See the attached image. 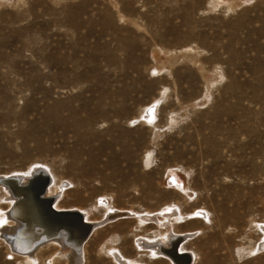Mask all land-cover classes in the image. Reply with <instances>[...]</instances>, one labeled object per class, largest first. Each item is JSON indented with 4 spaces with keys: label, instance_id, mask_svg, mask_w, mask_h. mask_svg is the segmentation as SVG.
Returning a JSON list of instances; mask_svg holds the SVG:
<instances>
[{
    "label": "rangeland",
    "instance_id": "rangeland-1",
    "mask_svg": "<svg viewBox=\"0 0 264 264\" xmlns=\"http://www.w3.org/2000/svg\"><path fill=\"white\" fill-rule=\"evenodd\" d=\"M36 162L128 214L81 264L171 209L195 264H264V0H0V174Z\"/></svg>",
    "mask_w": 264,
    "mask_h": 264
},
{
    "label": "bare ground",
    "instance_id": "bare-ground-1",
    "mask_svg": "<svg viewBox=\"0 0 264 264\" xmlns=\"http://www.w3.org/2000/svg\"><path fill=\"white\" fill-rule=\"evenodd\" d=\"M148 111L150 110H147V112ZM145 116H147L146 112ZM38 164L39 163L36 162L33 165ZM37 174L49 175L51 177V186L49 185L47 191H45V193L43 191L42 194L44 193L43 196L45 197H53L55 199L54 205H51L48 200L42 201L36 199L39 197L41 189V186L39 185L41 182L39 179L41 178H38V180L34 181L31 186L24 187L22 190L17 189L16 184L19 181L17 183L14 181L15 183L13 182L11 184L8 182L9 178L17 181L18 177H14L13 175H20V179L22 181L18 183V186H24L28 184L29 178ZM0 175H4L3 177H0V245L2 244L6 246V255L11 256L14 262L20 261L23 264H81V254H84V256L86 255V249L89 241H91V239L101 231L99 225L109 219L112 220L123 215H128L123 212L116 213L115 216L108 217L102 221V219L91 217L90 211L86 208L67 204V198L69 197H73L77 201H83L85 199L81 196V194H77L78 192L76 190L67 189L66 183L68 182L64 181L62 178H57L52 169L49 167L44 169V167L40 164L37 167L31 166L25 171L7 172ZM51 206L53 209L58 211H79L83 213L85 215L86 222L92 225V230L88 235V238H86L87 241H84V244H79L74 241L75 238L79 237V233L76 231L79 227H76V230L74 227H72L73 230L68 228V233L65 229H61L56 238H42L38 243H36L33 251L27 252L29 239L24 236L22 231L20 232L23 227V223L17 219L25 221L27 229L28 227L29 229L37 227L40 222L51 231L59 228H55V226H67L70 224L77 225V221L67 222L66 219L58 218L59 215L52 212ZM91 209H94V206H92ZM173 213L174 210L171 209L168 212H164L161 215L159 214V216L156 217L139 218V220L143 223H154L158 229L156 230L157 234L153 239L141 236L137 233V231L132 232L134 235V250L137 252L138 258L129 259L119 249L110 247L105 243L97 246L98 250L95 255V261H100L101 258H109L110 262L107 264H183L185 258L178 257V255H176V250L178 249L180 252L189 254V256L192 257V260L190 257V260L192 261L190 264H195L196 254L183 247V243L186 242L191 234H182L174 231L176 222L178 220H182L183 217L178 211V217L173 218ZM260 227L264 231V225H261ZM16 233L19 234L16 238H14ZM70 233L71 235H74V239L72 241L67 240V236ZM6 236H11V238L6 239ZM178 241H180V243H178ZM181 242L183 243L181 244ZM259 247L260 251H263L264 239L261 241ZM47 251H49L50 254L44 260L40 261L39 254H43ZM189 256L186 257V260L189 259ZM85 264H87V261Z\"/></svg>",
    "mask_w": 264,
    "mask_h": 264
},
{
    "label": "water",
    "instance_id": "water-1",
    "mask_svg": "<svg viewBox=\"0 0 264 264\" xmlns=\"http://www.w3.org/2000/svg\"><path fill=\"white\" fill-rule=\"evenodd\" d=\"M38 178H41V179H39L40 181V186H41V189H40V193H39V197H37L36 199H38V200H48V202L49 203H51V205H52V203H53V201H54V199L53 198H50V197H45V196H43L44 195V193H45V189H46V185L49 183V181H50V179H49V177H47L46 175H42V174H37V175H35V176H32L31 178H29V182H28V184L27 185H24V186H18V181L19 180H14V179H11V178H9L8 179V182L11 184V183H13L14 181L17 183L16 184V186H17V189L18 190H22V189H24V187H28V186H31L32 185V183H34V181H36V180H38ZM43 178V179H42ZM14 182V183H15ZM44 191V193L42 194V192ZM51 209H52V212H54V213H57V215H59L58 216V218H60V219H66L67 220V222H75V221H77V223L79 224V226L81 227V235H80V237H78V238H75L74 239V236H69L68 235V238H67V240L68 241H72V240H70V239H74V241H76L77 243H79V244H81L82 243V241H84V239H85V237L87 236V234H88V232H89V230L91 229V227L92 226H90V225H87V224H84L83 223V221L81 220V216L80 215H78V213H75V212H73V213H71V212H66V211H56L55 209H53V207L51 206ZM12 211V210H11ZM18 221H20V222H24L25 224H26V222L25 221H23L22 219H17ZM56 227H59V228H57L56 230H53L54 232H52L51 234L53 235L54 233H56V235L55 236H49V235H45L44 236V234L43 235H41L42 234V232H41V230L43 231L44 229H45V227H43V226H40V225H38V228H36V227H33V228H31V229H29V227H28V231L27 232H23L24 233V236L25 237H27L28 239H29V247L27 248V252H28V249L30 248V245H32L34 242H36L37 240L38 241H40V239H42V237H44V238H47V239H54V238H56L57 237V235H58V232L61 230V229H65L66 230V232L68 233V228H71L72 229V227H73V225L72 224H70V225H67V226H65V225H60V226H55V228ZM53 228V227H52ZM36 229V230H35ZM38 230H40L39 232H37ZM46 231L45 232H50L51 230H49L48 228L47 229H45ZM73 230V229H72ZM44 232V231H43ZM187 256H184V263L185 264H188L189 263V259L188 260H186L187 258H186Z\"/></svg>",
    "mask_w": 264,
    "mask_h": 264
}]
</instances>
